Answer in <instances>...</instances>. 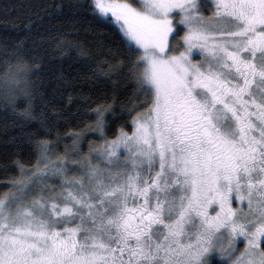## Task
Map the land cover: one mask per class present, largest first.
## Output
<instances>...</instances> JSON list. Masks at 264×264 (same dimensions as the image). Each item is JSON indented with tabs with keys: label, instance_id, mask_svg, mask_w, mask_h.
<instances>
[{
	"label": "snow or ice",
	"instance_id": "snow-or-ice-1",
	"mask_svg": "<svg viewBox=\"0 0 264 264\" xmlns=\"http://www.w3.org/2000/svg\"><path fill=\"white\" fill-rule=\"evenodd\" d=\"M67 9L56 11L117 33L106 67L83 78L110 87L85 94L79 76L46 68L25 26L0 72V104L34 161H14L18 174L0 180V264H264V0ZM65 48L91 58L57 42ZM69 89L83 126L62 145L43 109Z\"/></svg>",
	"mask_w": 264,
	"mask_h": 264
},
{
	"label": "trees",
	"instance_id": "trees-1",
	"mask_svg": "<svg viewBox=\"0 0 264 264\" xmlns=\"http://www.w3.org/2000/svg\"><path fill=\"white\" fill-rule=\"evenodd\" d=\"M75 0H0V72L5 67V61H11L15 55V43L21 36L28 35L26 25L31 27L30 35L38 46V52L46 68H55L62 70L66 79L79 76L80 83L77 88H82L87 94L89 90L95 91L96 88H106L103 81L94 87L92 82H85V75L90 76L92 71L97 70L98 66L106 67L103 61L109 57V50H115L118 44L117 33L110 29H101L89 22L87 17L70 16L58 13L56 9L63 7L65 12L68 11L67 5ZM70 42L73 47L84 48L91 54L90 59H84L79 56V52L73 51L69 54L68 49L57 50V42ZM33 52L27 49L24 52L26 59L32 57ZM115 79V77H114ZM48 78L45 77V82ZM121 87L117 90V103L127 104L132 97L130 85L121 82ZM43 91V89H41ZM50 91V89H49ZM71 92L64 93V97L56 96L53 106L43 109L48 120V127L52 130L50 139H55L57 134L61 138V144L68 141L64 139L69 130H76L82 127L78 124L72 114L75 105L66 104L67 96ZM51 99V97H47ZM55 109V111H54ZM41 107L37 106V111ZM83 122H88V117H83ZM20 121L16 116L0 104V180L5 179V172L16 175L17 170L12 167L14 161L19 160L21 163L30 164L34 161V156L30 154L27 144L13 143V137L18 132ZM14 125H16L14 127ZM35 125L25 128L26 132H34ZM95 139V137H90ZM87 147V142H85ZM3 186L0 185V190Z\"/></svg>",
	"mask_w": 264,
	"mask_h": 264
},
{
	"label": "rangeland",
	"instance_id": "rangeland-1",
	"mask_svg": "<svg viewBox=\"0 0 264 264\" xmlns=\"http://www.w3.org/2000/svg\"><path fill=\"white\" fill-rule=\"evenodd\" d=\"M198 58V57H197Z\"/></svg>",
	"mask_w": 264,
	"mask_h": 264
}]
</instances>
